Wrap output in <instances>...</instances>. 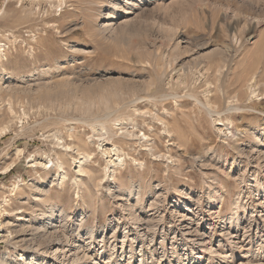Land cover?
Instances as JSON below:
<instances>
[{"label": "rangeland", "instance_id": "374dc122", "mask_svg": "<svg viewBox=\"0 0 264 264\" xmlns=\"http://www.w3.org/2000/svg\"><path fill=\"white\" fill-rule=\"evenodd\" d=\"M0 135V264H264V0H0Z\"/></svg>", "mask_w": 264, "mask_h": 264}, {"label": "bare ground", "instance_id": "6f19581e", "mask_svg": "<svg viewBox=\"0 0 264 264\" xmlns=\"http://www.w3.org/2000/svg\"><path fill=\"white\" fill-rule=\"evenodd\" d=\"M3 54V53H2ZM5 128V127H4ZM3 131H5V129H3L2 130V132ZM1 136V135H0ZM114 148V147H113ZM116 148V147H115ZM110 149V148H109ZM118 149V148H117ZM66 150V149H65ZM87 157H82L81 159H79L78 160V167H79V171H83V165H84V161L83 160H85ZM47 161H45V162H42V163H40L41 164V166L43 167V168H47ZM59 167L60 168H62L63 166H62V163L59 165ZM77 167V166H76ZM11 168H13V165H11L10 167H8L6 170H5V172L6 173H8V172H10V169ZM66 175H65V173H63V170H62V177L64 178ZM107 176V175H106Z\"/></svg>", "mask_w": 264, "mask_h": 264}, {"label": "trees", "instance_id": "16d2710c", "mask_svg": "<svg viewBox=\"0 0 264 264\" xmlns=\"http://www.w3.org/2000/svg\"><path fill=\"white\" fill-rule=\"evenodd\" d=\"M13 170V169H12Z\"/></svg>", "mask_w": 264, "mask_h": 264}]
</instances>
